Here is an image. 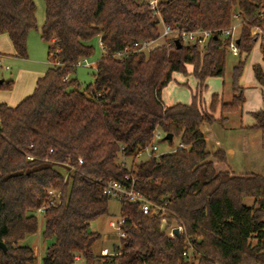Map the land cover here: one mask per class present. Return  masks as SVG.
Here are the masks:
<instances>
[{
  "label": "trees",
  "instance_id": "trees-1",
  "mask_svg": "<svg viewBox=\"0 0 264 264\" xmlns=\"http://www.w3.org/2000/svg\"><path fill=\"white\" fill-rule=\"evenodd\" d=\"M40 35L48 44L47 72L34 92L16 106L0 103V264H36L26 239L39 232L31 212L48 203V192H59L60 203L49 207L41 237L46 244L42 264H75L94 258L98 233L92 220L107 215L108 181L135 180L136 189L163 209L144 214L140 205L120 200L121 230L105 264H264V172L236 170L232 151L209 143L242 112L240 84L246 58L260 39L264 61V0H165L155 14L147 0H44ZM33 0H0V35L7 34L15 56L27 58V40L37 28ZM239 12V61L232 69L230 102L213 94L204 104L202 91L210 77H224L230 38L223 36ZM211 31L201 54L199 45H161L150 52L115 55L138 40L158 39L161 25ZM258 28L259 37L251 31ZM104 47L95 82L81 90L76 67L94 54L90 42ZM191 68V72L189 69ZM264 86V70L253 66ZM175 73L191 75L197 88L190 104L166 106L162 91ZM3 81L0 89H11ZM219 112V115L216 113ZM254 124L242 127L244 150L248 132L264 134V108L251 112ZM159 130L179 146L152 153L131 169L120 157L136 155L153 143ZM28 156L33 157L29 160ZM80 160L82 162H80ZM62 169V170H61ZM184 226L170 238L167 228Z\"/></svg>",
  "mask_w": 264,
  "mask_h": 264
},
{
  "label": "rangeland",
  "instance_id": "rangeland-1",
  "mask_svg": "<svg viewBox=\"0 0 264 264\" xmlns=\"http://www.w3.org/2000/svg\"><path fill=\"white\" fill-rule=\"evenodd\" d=\"M36 7V23L37 28L30 31L27 40L28 46V56L27 58H17L12 56L8 52L9 49L13 50L12 43L7 34H3L4 40L0 39V53L5 55V61L12 68L11 71L3 72L0 75V80L15 82V86L11 89H0V103H5L8 106L10 104L16 106L21 99L20 93L24 90L23 78L20 82L17 81L19 70H34L37 72H42L45 74L47 72L48 64V44L44 42L40 35L41 27L45 21L46 17V7L44 0H33ZM165 1V0H160ZM166 40L161 38L158 40L157 44H164ZM94 46V54L87 58L88 65L80 64L76 67L72 78H76L80 84L81 90L86 89L89 85L94 84L95 74H96V63L102 57L103 50L98 38L93 39L90 42ZM260 39L255 45L254 49L246 58V63L244 66L243 74L240 79V84L244 88L245 104L243 107V114L241 112L228 114L230 117L229 122L225 125L223 131L217 132V140L219 143L226 147L231 148L234 151V157L232 159V166L237 170H244L249 165L254 170L263 173L264 172V134L258 132L254 137H252L253 132H248L250 137L249 141L252 148L249 152L244 151L243 135L241 131V125L245 126L254 123V119L251 116V112H255L264 108V86L258 83L254 77L253 66L255 64H260L264 70V61L262 60V54L260 51ZM239 61L238 57H234L231 54L227 55L226 70L224 77H210L207 79L206 84L208 86L207 90L202 91L204 104L210 105L211 97L213 94H222L226 102H230L233 97V92L231 89V76L232 69L237 65ZM191 72V68L189 69ZM16 83L19 85L16 86ZM197 88V81L191 75H184L181 73H175L173 75L172 81L165 87L162 91V102L164 104L173 105L176 103L190 104L192 101L191 91H195ZM35 83L32 87L30 95L34 92ZM25 98V97H22ZM23 100V99H22ZM219 115V112L216 113ZM243 121V123H242ZM163 134V133H162ZM164 136V135H163ZM213 142L216 140L213 139ZM158 146L157 153L172 152L179 146V141L174 140L173 146L166 141H157ZM250 147V146H249ZM149 156L145 153L141 158L137 160L126 159L120 157L121 162H125V166L128 169L132 168L134 163L139 162V160H145ZM62 170V169H61ZM37 217L39 222V232L33 236H30L24 242V245H30L34 243L37 247L36 264H42V259L45 254L46 245L44 246L41 233L44 228V216L40 211L31 212ZM121 220V204L118 200L112 199L109 202V212L107 215L101 216L92 220L89 224L88 231L90 233H98L100 239L93 246L94 258L87 259L82 258L77 260L75 264H105L100 258L101 248L103 246L104 237H108V243L106 246L111 250L108 252L109 255L113 253V246L119 243V231L118 222ZM113 222L114 226L110 225ZM105 245V244H104Z\"/></svg>",
  "mask_w": 264,
  "mask_h": 264
},
{
  "label": "built area",
  "instance_id": "built-area-1",
  "mask_svg": "<svg viewBox=\"0 0 264 264\" xmlns=\"http://www.w3.org/2000/svg\"><path fill=\"white\" fill-rule=\"evenodd\" d=\"M148 4L150 5L153 12L157 15H159L158 7L160 0H147ZM242 25V16L239 12H236L233 15V24L231 28L223 33L224 37L230 38V44H229V51L231 55L234 57L240 56V51L237 45V39H238V32ZM161 36L158 39H151V40H138L132 43L130 47L125 48L124 50L117 52L116 57L123 61L129 54L131 53H140V52H150L151 50L155 49L158 46H161L160 44H157L158 40L161 38H164L166 42L165 45L171 46L175 45V40H180L181 43H185L188 45H199L201 54L205 52L206 45L209 42L210 38L212 37L211 31H205V30H186L180 26H168L162 23L161 25ZM252 37H259L261 35V31L258 28H253L251 31ZM163 45V44H162ZM102 50H105L104 47L101 45ZM88 65L87 59H83L79 62L80 64ZM10 65L6 63L5 57L3 55H0V75L3 72L9 71ZM159 130H157L154 133V140L151 145L143 149L141 152H139L136 155V159L141 158L145 153L148 156H151L152 153H157L158 146L156 144L157 141H160L164 136ZM29 160H33V157L28 156ZM80 162H82L80 160ZM125 162H122V165L125 166ZM103 193L105 196L110 198L111 200H122L126 199L131 203H136L140 205L141 210L144 214L148 215L150 211L153 209L156 210L157 213L162 212L163 209L151 201H149L146 197L143 196L142 193H140L136 187H135V180L132 178L127 177L125 182H118V181H108L104 185ZM48 203L41 207L38 211H40L42 214L46 212V210L49 207L56 206L60 203V193L56 192L54 190H50L48 192ZM124 222L123 219H121L118 222V231H119V238L125 237V233L121 230V225ZM114 226V224H111ZM162 225L167 228L166 220H163ZM175 229H178L179 234L184 232V226L179 224H172L170 227L167 228V234L170 238H175L177 235L174 233ZM102 256H108L109 253L107 250H103L101 252Z\"/></svg>",
  "mask_w": 264,
  "mask_h": 264
},
{
  "label": "crops",
  "instance_id": "crops-1",
  "mask_svg": "<svg viewBox=\"0 0 264 264\" xmlns=\"http://www.w3.org/2000/svg\"><path fill=\"white\" fill-rule=\"evenodd\" d=\"M3 35V34H2ZM2 35H0V39L1 40H4V37H1ZM5 41V40H4ZM260 45V44H259ZM10 51V52H9ZM8 52L9 53H11L12 54V56H14V57H16L15 56V51H14V49L13 50H11V49H9L8 50ZM0 55H3L4 57H5V55L4 54H2V53H0ZM18 58V57H17ZM7 63V62H6ZM47 66H48V68H47V70L49 69V67H50V63L48 62V64H47ZM12 70V68H11V66H10V70L9 71H11ZM42 76H44V74L42 73V72H37V71H34V70H32V71H30V70H26V69H21V70H19V73H18V78H17V81L18 82H20V80H21V78H23V84H24V90L22 91V93H20V95L21 96H18V99L17 100H14V102H16V101H18L19 99H21V101H22V99H25L27 96H29L30 95V93H31V91H32V87L34 86V83H35V87H36V82H37V80L39 79V78H41ZM10 81H13V80H10ZM17 85H19V83H16V86ZM13 86H15V82L13 81ZM22 97H25V98H22ZM20 101V100H19ZM20 101V102H21ZM19 102V103H20ZM18 103V104H19ZM166 106H170V105H168V104H165ZM10 106H12V107H14V105L12 104H10ZM244 112L242 111L241 112V114H243ZM242 123H243V121H242ZM254 124V123H253ZM253 124H249V125H247V126H251V125H253ZM247 126H245L244 124H242L241 125V131L243 132V133H245V131L242 129V127L244 128V127H247ZM219 132H221V131H223V130H218ZM217 131V132H218ZM258 133V131L257 132H253L252 133V137H254L256 134ZM213 139L214 140H216V142H213ZM249 139H250V137L248 136V141H249ZM208 141H209V143H210V145L211 144H220L219 143V141L217 140V135L214 137V138H209L208 139ZM249 144H250V142H249ZM248 144V145H249ZM221 145V144H220ZM222 146V145H221ZM250 146V147H249ZM248 146V149L247 150H244L245 152H249V150H250V148H252L251 147V145H249ZM224 147V146H223ZM226 148V147H225ZM227 149H229V150H231L232 151V159H233V157H234V151L231 149V148H227ZM232 159H231V165H232ZM233 167V166H232ZM234 168V167H233ZM247 168H252V167H250L249 165L247 166ZM235 169V168H234ZM246 169V168H245ZM253 169V168H252ZM237 170V169H236ZM239 171H241V170H239ZM243 171V170H242ZM113 222H110V225L112 224ZM108 237L107 236H105L104 237V240H103V246H102V248H101V252L103 251V250H107L108 252H111V250H109V248L106 246V243H108ZM44 242V241H43ZM105 244V245H104ZM46 244H45V242H44V246H45ZM30 247H32L33 248V250H34V252H35V254H36V256H37V247H36V245L34 244V243H31L30 245H29ZM113 248H114V246H113ZM99 256H101V253L99 254ZM82 258H78L77 260H81Z\"/></svg>",
  "mask_w": 264,
  "mask_h": 264
},
{
  "label": "water",
  "instance_id": "water-1",
  "mask_svg": "<svg viewBox=\"0 0 264 264\" xmlns=\"http://www.w3.org/2000/svg\"><path fill=\"white\" fill-rule=\"evenodd\" d=\"M175 45L178 49H180L182 47V43L180 42V40L176 39L175 40ZM3 82V80H0V84ZM173 139V136L171 134L165 135L164 136V140H169L171 141ZM174 233L176 235H179V231L178 229H175ZM0 249H2L3 251L7 250V247L4 243L0 242Z\"/></svg>",
  "mask_w": 264,
  "mask_h": 264
}]
</instances>
